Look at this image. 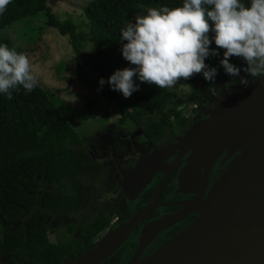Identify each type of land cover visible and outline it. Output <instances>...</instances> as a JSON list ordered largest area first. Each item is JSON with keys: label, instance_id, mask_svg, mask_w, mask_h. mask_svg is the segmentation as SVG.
Returning <instances> with one entry per match:
<instances>
[{"label": "trees", "instance_id": "trees-1", "mask_svg": "<svg viewBox=\"0 0 264 264\" xmlns=\"http://www.w3.org/2000/svg\"><path fill=\"white\" fill-rule=\"evenodd\" d=\"M242 2L248 6L251 0ZM182 5L183 0H90L84 7L87 30L82 31L70 18L59 20L47 0H11L0 14V45L13 49L10 40L1 34L5 26L42 12L45 25L57 27L68 37L77 78L97 87L96 81L85 75L86 67L98 82L105 80L99 92L114 102L120 112L114 125L122 132L135 126L158 146L172 140L177 127L188 130L194 123L191 116H184L176 107L169 88L160 89L134 77L140 90L125 98L112 90L107 81L117 69L133 67L122 55V44L127 41L120 39L129 14L139 6ZM208 22L210 48L219 55L208 56L205 63L216 68L217 75L213 81L205 80L202 73L186 80L192 102L205 105L229 85L239 82V77L226 74L222 67L224 49L215 44L211 30L214 22ZM87 42L92 44V52L84 49ZM230 62L241 68L240 76L254 79L243 71L246 62L241 57H230ZM61 101L39 82L31 92L22 87L13 90L11 99L0 93V260L7 258L8 264H67L98 240L112 218L130 217L123 195L106 197L117 186V180H112L107 164L91 156L86 138L75 127L74 111L61 107ZM151 193L152 188H147L141 201H147ZM56 217L67 219L66 233L52 242L48 232ZM174 230L158 239L155 246ZM136 233L137 229L102 264L123 263L128 250L135 247Z\"/></svg>", "mask_w": 264, "mask_h": 264}, {"label": "water", "instance_id": "water-1", "mask_svg": "<svg viewBox=\"0 0 264 264\" xmlns=\"http://www.w3.org/2000/svg\"><path fill=\"white\" fill-rule=\"evenodd\" d=\"M212 102L205 119L140 158L119 184L133 199L155 173L163 172L151 199L128 219H117L116 226L67 264H102L157 206L166 205L159 201L162 187L187 153L177 180L182 191L196 195L179 202L176 213L143 225L128 264H264V77L250 79L247 86L231 84ZM223 151L222 162L239 153L203 195L211 168ZM169 156L174 159L168 164ZM196 184L198 189H193ZM191 212L197 213L191 223L140 259L159 230Z\"/></svg>", "mask_w": 264, "mask_h": 264}, {"label": "clouds", "instance_id": "clouds-1", "mask_svg": "<svg viewBox=\"0 0 264 264\" xmlns=\"http://www.w3.org/2000/svg\"><path fill=\"white\" fill-rule=\"evenodd\" d=\"M10 2L0 0V14ZM209 19L214 22L215 44L224 49L220 63L226 74L239 77L245 86L249 83L240 76L241 68L230 62L236 56L246 62L243 71L248 77H264V0H251L248 6L242 0H183L182 6L174 8L150 7L121 29L120 39L127 41L122 55L133 67L117 69L108 78L112 90L129 98L140 90L134 77L160 89L174 87L194 74L213 81L217 70L206 65L205 58L219 53L210 48ZM104 83L101 78L99 84ZM37 86L28 57L0 45V93L11 99L13 90L22 87L31 92Z\"/></svg>", "mask_w": 264, "mask_h": 264}, {"label": "rangeland", "instance_id": "rangeland-1", "mask_svg": "<svg viewBox=\"0 0 264 264\" xmlns=\"http://www.w3.org/2000/svg\"><path fill=\"white\" fill-rule=\"evenodd\" d=\"M89 1L47 0V3L52 7L53 13L59 20L70 18L75 22L78 30L86 31L87 22L84 7ZM148 8L150 7H137L129 14L128 23H134L137 14H146ZM156 8L159 9L160 7ZM1 34L10 40L11 47L17 53H24L28 57L33 75L36 76L39 83L57 94V97L59 96L62 100L60 102L61 107L66 108L67 106L69 111H74L73 119L76 123L75 127L86 138L93 149L94 155L99 159H104L107 154L112 152V149L116 157L120 155L118 153L120 141L118 140L117 130L114 127V122L120 116L118 107L110 99L100 94L98 89L102 86L89 69L84 68L85 75L88 79L95 80L97 87H90L77 78L74 72L76 64L75 56L68 37L60 33L57 27L45 25L42 12L35 16L21 18L12 22L1 30ZM84 49L92 52V44L87 42L84 45ZM61 64H64V66L61 67ZM169 93L176 101V107L181 110L182 114L184 116H192L195 119L194 122L205 119L208 115L207 108L213 104V102H210L208 105L193 103L190 95V85L183 78L174 87L169 88ZM131 129H133L132 139L138 143H144L145 137L138 129L135 126H131ZM186 131L182 130L181 127H177L179 137L184 136ZM107 149L108 153H106ZM238 153L236 152L235 157ZM224 154L225 151L222 152L221 156ZM219 159V164L222 165L224 161L222 162V158ZM128 170L122 173L120 182L123 181ZM177 181L176 183L179 185ZM179 189H181L180 185ZM106 197H114V194H107ZM112 219L117 220V218ZM66 225V218H54L50 223L49 240L57 242L59 239H62L66 233ZM108 228L106 226L97 239H100ZM134 253L135 251L131 257H133ZM139 257L141 259V256ZM128 261L126 264H128ZM3 264L8 263L5 262Z\"/></svg>", "mask_w": 264, "mask_h": 264}, {"label": "flooded vegetation", "instance_id": "flooded-vegetation-1", "mask_svg": "<svg viewBox=\"0 0 264 264\" xmlns=\"http://www.w3.org/2000/svg\"><path fill=\"white\" fill-rule=\"evenodd\" d=\"M191 118L193 119V121H195V119L192 116H191ZM114 127L117 130L118 140L120 141L119 151H118V153H120V155H118L116 157L115 156V152L112 149V152H110V154H107L104 157V159H99L98 157H96L94 155L93 149L91 148L89 143H88V145H89V147L91 149V156L94 159L107 164L109 169H110V171H111V173H112V180H117V186L115 187V189L112 190L110 193H107V194H111V193L114 194V197H113L114 199L117 198L119 194L123 195L124 198L127 200V205H128V208H129V211H130V216H131L134 212H136L139 209H141L151 199L155 187L157 186L158 182L160 181V179L163 176V172L155 173L151 177L149 183H147V185L144 187V189L141 191V193L135 199H128L125 196V194L123 193V191L121 190V187H119V184L121 183L120 179L122 178V173L125 172L126 170H128L129 168L133 167L140 158L147 157L154 150L160 149L161 147L165 146L166 144L174 142L179 135H178V133H176L175 137L172 140L166 141L165 143H163L161 145L155 146L146 138H145V142L144 143H142V142L138 143L134 139H132L133 129H131V126L128 127L129 128L128 130H125V133L120 131L115 125H114ZM138 131L141 133L140 129H138ZM107 151H108V149L106 150V153H108ZM235 155H236V153L233 154L230 158L226 159L223 162L222 165L219 164V160H220L219 158H222V156H224V155H222V156L220 155L217 158V160L213 164V166L211 168V171L209 173L208 183H207V186L205 188V191H204L203 195L206 194V192H207L209 186L211 185L212 181L232 161V159L235 157ZM187 156H188V153L185 154L184 156H182V158H180L177 161V163L172 168L168 178L166 179V182L164 183V185L162 187V190H161V193H160V196H159V201L161 203H165L166 205L157 206L135 228V229H137V233L133 237V242L135 243V247L133 249H129L128 250V257L121 264H126L127 261L129 260V258L131 257L132 253L135 251L136 245H137V240H138V237L140 235V229L145 223H147L149 221H152V220H155V219H158V218H160V217H162L164 215H169V214L176 213L177 211H179L181 209V204L179 202L191 199V198H193L196 195L195 192H184V191H182L181 189H179V185L176 183L177 178H178V174H179L180 170L182 169V167L186 163ZM173 157L174 156L167 157L166 161H167L168 164L174 159ZM202 172H203V169L201 168L200 169V173H202ZM166 186H167V188L165 189ZM147 188H152L151 197L147 201L142 202L141 201L142 194ZM192 188L193 189H198V185L196 184ZM139 204H140V207L137 208V206ZM196 215H197L196 212L188 213L182 219L172 223L171 225H169V226L165 227L164 229H161L159 232H157V234L152 238L150 243L147 244V246L142 251V253L140 255L141 258L146 256L147 254H149L156 247L161 245L166 240L170 239L176 232L180 231L185 226H187L189 223H191V221L196 217ZM117 219H119V218H117ZM116 224H117V221L116 220H112L111 225L109 226V228L105 232H107L109 229H111L114 226H116ZM172 229H175L173 234H171L168 238L164 239L161 244H159L158 246H155V244L158 241V239H160L163 235H165L168 231H170ZM132 232L130 233V235L132 234ZM130 235H129V237H130ZM5 262L8 263L7 258H1L0 263L3 264Z\"/></svg>", "mask_w": 264, "mask_h": 264}, {"label": "built area", "instance_id": "built-area-1", "mask_svg": "<svg viewBox=\"0 0 264 264\" xmlns=\"http://www.w3.org/2000/svg\"><path fill=\"white\" fill-rule=\"evenodd\" d=\"M114 218H116V217H114ZM113 220V219H112Z\"/></svg>", "mask_w": 264, "mask_h": 264}, {"label": "bare ground", "instance_id": "bare-ground-1", "mask_svg": "<svg viewBox=\"0 0 264 264\" xmlns=\"http://www.w3.org/2000/svg\"><path fill=\"white\" fill-rule=\"evenodd\" d=\"M145 158V157H144Z\"/></svg>", "mask_w": 264, "mask_h": 264}]
</instances>
